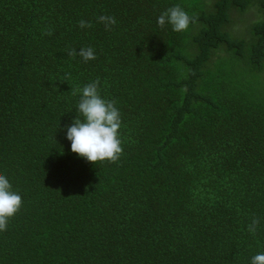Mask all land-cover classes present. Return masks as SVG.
<instances>
[{"label": "trees", "instance_id": "16d2710c", "mask_svg": "<svg viewBox=\"0 0 264 264\" xmlns=\"http://www.w3.org/2000/svg\"><path fill=\"white\" fill-rule=\"evenodd\" d=\"M0 264H264V0H0Z\"/></svg>", "mask_w": 264, "mask_h": 264}]
</instances>
